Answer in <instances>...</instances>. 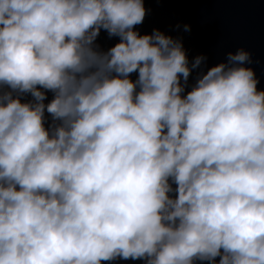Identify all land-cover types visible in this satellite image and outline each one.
I'll use <instances>...</instances> for the list:
<instances>
[{
    "label": "clouds",
    "instance_id": "obj_1",
    "mask_svg": "<svg viewBox=\"0 0 264 264\" xmlns=\"http://www.w3.org/2000/svg\"><path fill=\"white\" fill-rule=\"evenodd\" d=\"M145 15L144 0H0V264H264L250 54L182 95L206 58L140 35ZM101 29L120 38L106 52Z\"/></svg>",
    "mask_w": 264,
    "mask_h": 264
},
{
    "label": "water",
    "instance_id": "obj_2",
    "mask_svg": "<svg viewBox=\"0 0 264 264\" xmlns=\"http://www.w3.org/2000/svg\"><path fill=\"white\" fill-rule=\"evenodd\" d=\"M144 6V21L135 26L140 35L159 30L166 36L179 39L190 68L197 56L206 58L198 68L192 69L182 95L192 89L199 76L213 66L226 63L229 53L235 54L241 49L250 54V60L243 66L254 71L257 89L264 91V0H144ZM119 41L118 36L110 37L101 29L95 44L99 51L106 52ZM130 79L137 80L138 72L131 73ZM181 83L184 84L183 79ZM53 95L46 91L44 103L50 102ZM31 99V94L22 97L23 102ZM51 123L52 117L45 111V127ZM172 187L175 189L176 185ZM219 259L216 258V264ZM101 264H146V261L116 258ZM195 264L209 262L196 261Z\"/></svg>",
    "mask_w": 264,
    "mask_h": 264
}]
</instances>
